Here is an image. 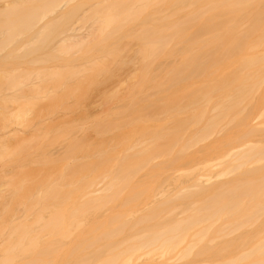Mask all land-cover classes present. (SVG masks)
I'll return each instance as SVG.
<instances>
[{
    "label": "bare ground",
    "instance_id": "obj_1",
    "mask_svg": "<svg viewBox=\"0 0 264 264\" xmlns=\"http://www.w3.org/2000/svg\"><path fill=\"white\" fill-rule=\"evenodd\" d=\"M48 48L66 81L136 60L108 136L19 109ZM0 215V264H264V0H0Z\"/></svg>",
    "mask_w": 264,
    "mask_h": 264
},
{
    "label": "rangeland",
    "instance_id": "obj_2",
    "mask_svg": "<svg viewBox=\"0 0 264 264\" xmlns=\"http://www.w3.org/2000/svg\"><path fill=\"white\" fill-rule=\"evenodd\" d=\"M73 25L77 27L76 29L77 32H83V31L86 32L87 25L82 24L80 21L78 20L75 21ZM49 50H50L49 48L43 51L39 50L35 52L34 54H32L31 56H29L28 58L20 59L19 60V72L20 73L26 72V71L28 72L34 69H38L39 71L45 72V73H49L52 71H59V72H62L63 77L59 78L58 81H55V79L49 76L48 74L46 76H43L42 78H44V80H42L41 82L42 84L41 87L43 88L44 92H41L40 94L37 95V97L29 101L19 100V109L21 108L22 105L28 104L27 106L29 107L28 108L29 110L27 112L30 118H32L34 115L40 112L55 113L61 116L64 115V117L66 115V118L63 117L62 120L65 121L66 119L67 121H65V123H62L63 122L62 121L61 122L62 124L60 125L66 126L64 128H70V130L68 129L64 130V128L62 127L65 133L67 132L66 130H68V132L70 131L69 135L71 139H74L77 136H81V134H84L82 132H85L86 135L88 134L89 136H92V138L94 137L99 138L100 135L102 137L108 136L109 134L107 133L106 134L95 133L94 123L99 119L100 120L101 119H104V120L111 119V117L113 116L112 113H114L115 115L116 109L118 110L120 108L118 107V105L119 106L122 105L120 104L122 103L120 102V100H122V98L127 96V89H129L128 87L131 86L130 83H133L131 82L133 81L132 80L133 76H135V74L133 75V73H135V70L138 68V64L136 63V60H134L135 62H133V60H129L130 54H127V57H125V62L123 65L118 66L115 64H111L110 66L113 65L115 67L113 66L111 67V69L114 72L112 76H111V73L110 75H108L110 77H107L106 76L107 73L105 74V72L104 74L106 78L100 75V73L102 74V72L95 73V76L97 77L95 78V76H92L95 78L96 80L95 81V80H91L87 78L90 72L89 74L88 73L84 74L87 71L84 73L81 71L79 72V74H76L71 80L66 81L67 77H65L66 75L64 74L67 71V66H72L73 68H77V69L78 68L83 69L86 67L85 65L89 64L90 62L89 61L86 62L81 59H76L74 62L73 61L71 62L72 65L70 64L68 65L66 62L59 60V59L47 61V62H33V63L29 61V59H31L32 56H41L44 53H46V51L48 52ZM73 56H77V53H75ZM14 61L15 60L9 59L8 62L10 65H14L15 64ZM84 76L87 78L88 82L85 81L86 78H84ZM81 79H84L83 80L84 83L87 82V84L85 85L80 84V82L82 81ZM28 82H29V79H26L25 83H28ZM68 82L70 83L79 82V83H77L78 85L72 84V85H75L76 87L73 86L72 88V86L70 85L67 88ZM22 86H25V84H23ZM69 88H72V90L70 89L71 91H69L68 90ZM44 93H45V96H44ZM29 96H32V95H29ZM105 97L112 98V100L109 98L107 99ZM114 97L116 98L113 99ZM117 98L118 100H116ZM120 109H122V107ZM59 120L57 121L58 123H60ZM61 126L59 128H61ZM51 127H55V126H51ZM51 127H48V128H51ZM56 129L53 130V133L56 131ZM29 131L30 130H28L27 132ZM58 132H59L58 134L63 133L65 135V133L62 132V130ZM45 134H46V131H44V136ZM58 134L49 133L48 136L50 135L51 137L49 136L50 137L49 138L48 136H46L45 138L46 140L48 138L50 139V140L48 139L47 141L43 140L44 137L41 138V140H43L41 141V144L46 151L56 152L55 149L57 148V146L59 147L61 146V144L64 143V141L62 143L63 139H60L59 137H57ZM30 135H31V132L27 134L28 139H30L29 138L31 137ZM64 135H62V138ZM57 138H59L60 141ZM68 140H65V142ZM90 141L92 142V140ZM26 163H27V160L19 159V170L23 171V175L29 176V178H32V179L33 178L37 179L38 177H40V175L36 173L35 174L29 173V175L25 174L24 171L28 170V169L25 170ZM27 166H31V165L27 164ZM32 166L35 167L36 165H32ZM56 169L57 167L53 170H56ZM19 176H21V174H19ZM101 183L102 182H99L98 185H100ZM32 184L33 183L31 180V185ZM2 214L4 215V213ZM3 215H0V216H3ZM18 215H19V212H18ZM16 220L17 218L11 219L10 223L12 224V222ZM10 223L8 222V226ZM0 243H1V237H0Z\"/></svg>",
    "mask_w": 264,
    "mask_h": 264
}]
</instances>
